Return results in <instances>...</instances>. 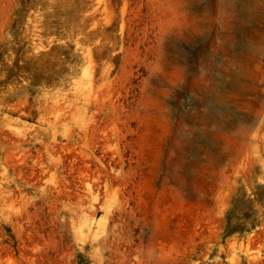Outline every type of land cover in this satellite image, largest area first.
<instances>
[{
  "label": "rangeland",
  "instance_id": "374dc122",
  "mask_svg": "<svg viewBox=\"0 0 264 264\" xmlns=\"http://www.w3.org/2000/svg\"><path fill=\"white\" fill-rule=\"evenodd\" d=\"M0 264H264V0H0Z\"/></svg>",
  "mask_w": 264,
  "mask_h": 264
}]
</instances>
